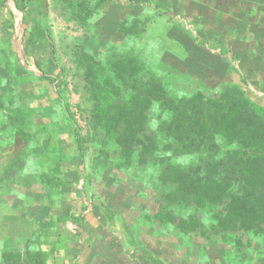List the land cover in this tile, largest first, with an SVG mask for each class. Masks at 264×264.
Returning <instances> with one entry per match:
<instances>
[{
  "label": "rangeland",
  "instance_id": "374dc122",
  "mask_svg": "<svg viewBox=\"0 0 264 264\" xmlns=\"http://www.w3.org/2000/svg\"><path fill=\"white\" fill-rule=\"evenodd\" d=\"M95 2L38 0L23 14L7 0L0 9V91L12 71L22 93L39 94L34 106L52 108L66 157L62 172L73 176L52 197L65 202L55 199L50 207L42 178L50 162L38 155L37 141L6 139L10 116L0 108V264H28L30 251L56 240L49 222H66L74 234L73 221L86 217L104 227L97 238L112 244L115 258L122 247L135 264H147L144 252L158 264H264V236L207 242L159 224L151 180L100 164L103 152L115 147L94 125L91 100L92 81L117 67L155 70L179 94L217 91L238 79L234 67L247 80L249 96L264 105V0H107L95 17L81 19L78 8ZM121 22L141 31L125 34ZM36 29L48 31L52 43L38 36L27 42Z\"/></svg>",
  "mask_w": 264,
  "mask_h": 264
},
{
  "label": "trees",
  "instance_id": "16d2710c",
  "mask_svg": "<svg viewBox=\"0 0 264 264\" xmlns=\"http://www.w3.org/2000/svg\"><path fill=\"white\" fill-rule=\"evenodd\" d=\"M6 1L0 0V9ZM36 1L13 0L23 14ZM106 1L83 3L80 18L92 19ZM119 29L128 35L141 31L124 22ZM35 36L53 41L43 29L29 32L25 39ZM117 68L102 81H92V120L115 147L103 152L104 169L113 166L116 174L148 177L159 198L155 214L159 224L207 242L215 236H264V105L249 96L245 77L232 67L238 79L217 91L179 94L155 70L144 74L137 67ZM20 84L11 71L0 91V108L10 116L6 139L38 142V155L50 162L42 178L52 207L56 203L52 197L66 186L61 133L52 120V108L34 106L39 94L22 93ZM36 115L46 122L35 124ZM48 226L56 229L54 221ZM43 251L42 246L30 251L28 264H43ZM144 257L147 264L159 263L147 252Z\"/></svg>",
  "mask_w": 264,
  "mask_h": 264
},
{
  "label": "crops",
  "instance_id": "0c3cea01",
  "mask_svg": "<svg viewBox=\"0 0 264 264\" xmlns=\"http://www.w3.org/2000/svg\"><path fill=\"white\" fill-rule=\"evenodd\" d=\"M66 173L63 175L64 179L67 181L73 179L71 173ZM65 198L57 197L55 199L62 201L63 204ZM63 220L58 221L62 222ZM93 221L92 217L89 220L86 217V219L82 218L78 222L73 221L75 227L79 228L77 235L72 233V229L65 226L66 222L56 224L54 230L56 240L41 244L45 255L43 264H135L137 262L136 258L125 256L122 247L119 248L121 251L117 253V258H115L116 250L112 244H106L97 238L104 227L101 224L93 223ZM78 237L80 240L77 239ZM119 245L121 244L119 243ZM139 264L145 263L143 260H139Z\"/></svg>",
  "mask_w": 264,
  "mask_h": 264
},
{
  "label": "built area",
  "instance_id": "2783aa9c",
  "mask_svg": "<svg viewBox=\"0 0 264 264\" xmlns=\"http://www.w3.org/2000/svg\"><path fill=\"white\" fill-rule=\"evenodd\" d=\"M74 233H77V230H75V232Z\"/></svg>",
  "mask_w": 264,
  "mask_h": 264
}]
</instances>
